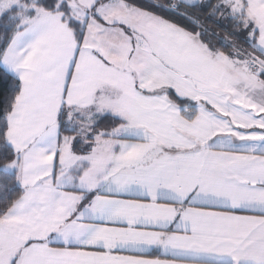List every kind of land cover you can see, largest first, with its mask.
Segmentation results:
<instances>
[{
	"label": "snow or ice",
	"instance_id": "obj_1",
	"mask_svg": "<svg viewBox=\"0 0 264 264\" xmlns=\"http://www.w3.org/2000/svg\"><path fill=\"white\" fill-rule=\"evenodd\" d=\"M0 264H264V0H0Z\"/></svg>",
	"mask_w": 264,
	"mask_h": 264
},
{
	"label": "trees",
	"instance_id": "obj_2",
	"mask_svg": "<svg viewBox=\"0 0 264 264\" xmlns=\"http://www.w3.org/2000/svg\"><path fill=\"white\" fill-rule=\"evenodd\" d=\"M217 31H220V29H217ZM8 85H3L4 88H6Z\"/></svg>",
	"mask_w": 264,
	"mask_h": 264
}]
</instances>
